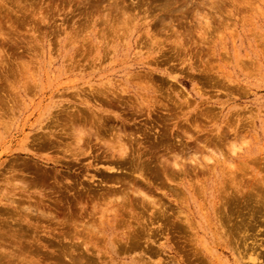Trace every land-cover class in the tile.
<instances>
[{
	"label": "rangeland",
	"instance_id": "obj_1",
	"mask_svg": "<svg viewBox=\"0 0 264 264\" xmlns=\"http://www.w3.org/2000/svg\"><path fill=\"white\" fill-rule=\"evenodd\" d=\"M0 155V264H264V0H0Z\"/></svg>",
	"mask_w": 264,
	"mask_h": 264
},
{
	"label": "bare ground",
	"instance_id": "obj_2",
	"mask_svg": "<svg viewBox=\"0 0 264 264\" xmlns=\"http://www.w3.org/2000/svg\"><path fill=\"white\" fill-rule=\"evenodd\" d=\"M202 1H204V0H202ZM198 14H199V13H198ZM199 15H200V14H199ZM206 19L208 20V18H206ZM209 20H210V19H209ZM207 23H208V22H207ZM176 31H177V29H176ZM77 113H78V112H77ZM70 114H71V113H70ZM75 114H76V113H75ZM87 114H88V112H87ZM72 115H74V114H72ZM79 115H80V113H79ZM167 115H168V114H167ZM66 116H67V115H66ZM74 116H75V115H74ZM77 116H78V115H77ZM90 116H91V115H90ZM98 116H99V115H98ZM83 117H84V116H83ZM158 117H159V116H158ZM75 118H76V117H75ZM170 118H171V115H170ZM66 119H67V118H66ZM90 119H91V118H90ZM149 119H150V118H149ZM67 120H68V119H67ZM156 120H157V119H156ZM64 121H66V120H64ZM76 121H77V120H76ZM78 121H80V120H78ZM154 121H155V120H154ZM159 121H160V120L158 119V122H159ZM165 121H166V119H165ZM180 121H181V120H180ZM163 122H164V121H163ZM59 123H60V122H59ZM59 123H57V125H59ZM65 123H66V122H65ZM77 123H78V122H77ZM77 123H76V124H77ZM83 123H84V122H83ZM161 123H162V122H161ZM165 123H166V122H165ZM70 124H71V123H70ZM70 124H69V125H70ZM76 124H74V125H76ZM177 124H178V123H177ZM60 125H61V123H60ZM69 125H68V126H69ZM74 125H72V127H71L72 129H73ZM79 125H80V124H77L76 126H77L78 128H80ZM185 125H186V124H185ZM55 126H56V125H55ZM82 126H83V124H82ZM99 126H100V125H99ZM179 126H180V128L182 127L181 125H179ZM188 126H189V125H188ZM188 126H187V127H188ZM24 127H25V126H24ZM104 127H105V126H104ZM139 127H140V126H139ZM161 127H162V125H161ZM65 128H66V127H65ZM65 128H64V129H65ZM81 128H82V127H81ZM81 128H80V129H81ZM85 128H86V127H85ZM122 128H123V127H122ZM184 128H185V127H184ZM9 129H10V127H9ZM23 129H24V128H23ZM61 129H62V128H61ZM82 129H84V128H82ZM86 129H88V128H86ZM86 129H85V131H87ZM105 129H107V128H105ZM126 129H127V128H126ZM151 129H152V128H151ZM185 129H186V128H185ZM194 129H195V128H194ZM67 130H69V129H67ZM89 130H90V129H89ZM120 130H121V128H120ZM122 130H123V129H122ZM137 130H138V129H137ZM179 130H180V129H179ZM92 131H93V130H91V132H92ZM153 131H154V130H153ZM180 131H181V130H180ZM180 131H179V132H180ZM57 132H58V130H57ZM73 132H75V131L73 130ZM78 132H79V131H78ZM80 132H82V130H80ZM133 132H136V131H133ZM177 132H178V131H177ZM182 132H183V131H182ZM58 133H59V132H58ZM60 133H61V132H60ZM62 133H63V132H62ZM99 133H100V132H99ZM121 133H122V131H121ZM123 133H124V132H123ZM129 133H130V132H129ZM129 133H128V134H129ZM136 133H137V132H136ZM136 133H132V134H136ZM153 133H154V132H153ZM189 133H190V132H189ZM189 133H188V134H189ZM53 134H54V133H53ZM55 134L57 135V133H55ZM75 134H77V131H76ZM75 134L73 135V137L78 136L80 133H78V135H75ZM140 134H142V132H140ZM17 135H18V134H17ZM21 135H22V134H21ZM126 135H127V134H126ZM137 135H138V134H137ZM147 135H148V134H147ZM157 135H158V134H157ZM184 135H185V134H184ZM190 135H191V134H190ZM27 136H28V135H27ZM27 136H26V137H27ZM47 136H48V135H47ZM58 136H59V135H58ZM60 136H61V135H60ZM60 136H59V137H60ZM97 136H99V135H97ZM101 136H102V135H101ZM114 136H115V135H114ZM132 136H133V135H132ZM132 136L129 137V138L131 139ZM138 136H139V135H138ZM152 136H154V135H152ZM94 137L96 138V135H95V134H94ZM94 137H93V139H95ZM103 137H104V134H103ZM103 137H102V138H103ZM115 137H116V136H115ZM124 137H125V136L122 134V138H121V137H118V136H117V138H115V139H117V140H118V138L122 140V143L119 144V145H122V146H121V147H122V155H121L122 157L128 155V150H129V148L131 147L130 144H129V142H128V140L124 141ZM133 137H134V136H133ZM161 137H163V136H161ZM164 137H165V136H164ZM164 137H163V138H164ZM186 137H187V135H186ZM15 138H16V137H15ZM61 138H64V136H62ZM65 138H66V137H65ZM77 138H78V137H77ZM126 138L128 139V137H126ZM126 138H125V139H126ZM145 138H148V137H145ZM169 138H170V135H169ZM19 139H20V138H19ZM19 139H18V140H19ZM52 139H54V138H52ZM68 139H69V138H68ZM79 139H80V138H79ZM90 139H91V137H90ZM105 139H106V138H105ZM167 139H168V138H167ZM13 140H14V139H13ZM20 140H21V139H20ZM24 140H25V139H24ZM50 140H51V139H50ZM55 140H56V139H55ZM80 140H83V138L80 139ZM133 140H134V138H133ZM135 140H139V139H136V138H135ZM163 140H166V137H165V139H163ZM47 141H48V140H47ZM71 141H74V140H71ZM75 141H76V140H75ZM84 141L86 142V139H84ZM90 141H91V140H89V142H90ZM101 141H105L104 138H103V140H101ZM106 141H108V140L106 139ZM110 141H111V142H112V141L115 142V140H113V138H112V140H110ZM157 141H158V139H157ZM160 141H162V139H161ZM58 142H60V141H58ZM81 142H82V141H81ZM81 142H79V143H81ZM117 142H118V141H117ZM119 142H120V141H119ZM119 142H118V143H119ZM133 142H134V141H133ZM158 142H159V141H158ZM48 143H49V142H47V144H48ZM50 143H51V142H50ZM60 143H61V142H60ZM60 143H58V144H60ZM70 143H72V142H70ZM70 143H68V144H70ZM76 143H77V142H76ZM82 143H84V142H82ZM82 143H81L80 145H82ZM105 143H106V142H104L103 145H105ZM108 143H109V141H108ZM115 143H116V142H115ZM134 143H135V142H134ZM161 143H163V142H161ZM184 143H185V142H184ZM27 144H28V143H27ZM58 144H55V147H56ZM68 144H66V145H67V146H66L67 149H66L65 151H67V150L70 149V147H69ZM86 144H87V143H85V144H83V145H86ZM100 144H101V143H100ZM106 144H107V143H106ZM112 144H113V143H112ZM116 144H117V143H116ZM132 144H133V143H132ZM136 144H137V143H136ZM150 144H151V143H150ZM153 144H154V143H153ZM159 144H160V142H159ZM159 144H154V146H155V145H158V146H159ZM163 144H164V143H163ZM216 144H217V143H216ZM52 145H54L53 142H52ZM62 145H64V144H62ZM77 145L79 146V144H77ZM87 145H88V144H87ZM128 145H129V146H128ZM133 145H135V144H133ZM161 145H162V144H161ZM47 146H48V147H51V145H50V146L47 145ZM108 146H109V145H108ZM110 146H114V145H110ZM158 146H157L156 148H159V147H160V146H159V147H158ZM172 146H173V145H172ZM174 146H175V145H174ZM53 147H54V146H53ZM58 147H59V146H58ZM68 147H69V149H68ZM76 147H77V146H76ZM81 147H82V146H81ZM90 147H91V146H90ZM106 147H107V146H106ZM116 147H117V145H116ZM134 147L136 148L137 146H134ZM145 147H146V146H145ZM165 147H167V146L165 145ZM179 147L181 148V146H179ZM179 147H177V148L179 149ZM59 148H60V147H59ZM73 148H74V147H73ZM107 148H108V147H107ZM113 148H114V147H113ZM118 148H120V147H118ZM118 148H117V149H118ZM141 148H142V147H140V149H141ZM162 148H163V147H162ZM169 148H170V146H169ZM172 148H174V147H172ZM114 149H115V148H114ZM130 149H131V148H130ZM133 149H134V148H133ZM148 149H149V148H148ZM164 149L166 150V148H164ZM197 149H198V148H197ZM23 150H24V148H23ZM23 150H22V151H23ZM72 150H74V149H72ZM75 150H76V149H75ZM79 150H80V147H79ZM84 150H85V149H84ZM84 150H82V151H84ZM136 150H138V149H136ZM170 150H173V149H170ZM182 150H183V148H182ZM198 150H199V149H198ZM211 150H212V148H211ZM13 151H14V150H13ZM65 151H64V153H65ZM82 151H81V152H82ZM88 151H89V150H88ZM151 151H152V150H151ZM151 151H150V152H151ZM173 151H174V150H173ZM185 151H186V150H185ZM201 151H202V150H201ZM77 152H78V151H77ZM130 152H131V150H130ZM133 152H135V151H133ZM152 152H153V151H152ZM169 152H170V151H169ZM195 152H197V151H195ZM213 152H214V151H213ZM6 153H7V150H6ZM21 153H22V152H21ZM24 153H27V152H24ZM78 153H80V151H79ZM82 153H83V152H82ZM82 153H81V154H82ZM88 153H90V152H88ZM120 153H121V152H120ZM172 153H173V152H172ZM175 153H176V152H175ZM3 154H4V153H3ZM70 154H71V153H70ZM74 154H75V153H74ZM182 154H183V153H181V155H182ZM1 155H2V154H1ZM1 155H0V156H1ZM71 155H72V154H71ZM171 155H172V154H171ZM173 155H174V153H173ZM186 155H187V153H186ZM194 155H195V158H196V156H197L196 153H195ZM220 155H221V154H220ZM130 156H131V155H130ZM184 156H185V155H184ZM140 157H141V156H140ZM160 157H162V155H161ZM160 157L157 158V159H159L158 164H155V163L153 164L152 161H153L154 158L151 159L150 156H147V157H145V158H143V159H142V158L134 159L133 164H134L135 167H137L138 169L140 168L141 171H142L143 169L150 168V167H154V166H155V167H160V168L162 169V172H164V174H165V168H164V167H165V165H166L167 163H169V162H168L169 159L167 160V163H166V159H167V158H166V159H165V158H162V159H161ZM163 157H164V156H163ZM171 157H173V156H171ZM169 158H170V157H169ZM187 158H190V157H187ZM195 158L193 157V159H195ZM160 159H161V160H160ZM181 159H182V157H181ZM125 160H126V159H125ZM172 160H173V159H171L170 162H171ZM177 160H178V158H177ZM179 160H180V159H179ZM179 160H178V162H179ZM185 161H186L185 164H187V159H186ZM189 161H190V159H189ZM123 162H124V161H123ZM129 162H130V161H129ZM174 162H175V161H174ZM182 162H183V159H182ZM36 163H37V162H36ZM190 163H191V162H190ZM190 163L188 162V165H190ZM25 164H26V163H25ZM25 164H24V166H25ZM37 164H38V163H37ZM37 164H36V165H37ZM152 164H153L154 166H153ZM169 164H171V163H169ZM169 164H168V165H169ZM176 164H177V163H176ZM29 165L32 166V164H29ZM172 165L174 166L175 164H172ZM172 165H171V167H173ZM192 165H193V164H191V166H192ZM197 165H199V164H197ZM33 166H34V165H33ZM124 166H125V164H124ZM126 167H128V165H127ZM189 167H190V166H189ZM194 167H195V166H194ZM197 167H198V166H197ZM118 168H119V167H118ZM128 168H130V165H129ZM133 168H134V167H133ZM186 168L188 169V167L185 166V169H186ZM237 168L240 169L241 167H240V168L237 167ZM26 169H27V168H26ZM28 169H29V168H28ZM32 169H34V168L32 167ZM55 169H56V168H55ZM167 169H168V168H167ZM171 169H172V168H171ZM171 169H169V170H171ZM29 170H30V169H29ZM35 170H36V171H35V173H36V172H38V170H40V169L38 168V170H37V169H35ZM122 170L124 171V168H123ZM130 170H132V169H130ZM149 170L152 171L151 168H150ZM172 170L174 171V169H172ZM176 170H178V169H176ZM176 170H175V172H176ZM242 170H244V169L241 168V171H242ZM48 171H49V169H48ZM48 171H47V172H48ZM143 171H145V170H143ZM151 171H149V172H148V171H145V172L150 173ZM166 171H167V170H166ZM41 172H42V171H41ZM49 172H50V171H49ZM145 172H144V173H145ZM175 172H174V175H175ZM179 172L182 173L183 171H182V170H181V171L179 170ZM42 173H43V172H42ZM123 173H124V172H123ZM130 173H132V172H130ZM148 173H147V174H148ZM151 173H152V172H151ZM151 173H150V176L152 177ZM153 173H154V172H153ZM153 173H152V174H153ZM176 173L178 174V172H176ZM183 173H184V172H183ZM33 174H34V173H33ZM36 174H37V173H36ZM40 174H41V173H40ZM50 174H51V173H50ZM126 174H128V173H126ZM228 174H229V173H228ZM37 175H38V174H37ZM37 175H36V176H37ZM56 175H57V174H56ZM130 175H131V174H130ZM132 175H133V173H132ZM169 175H170V174H169ZM179 175H180V174H179ZM182 175H183V174H182ZM38 176H39V175H38ZM50 176H51V175H50ZM124 176L126 177V175H124ZM170 176H171V175H170ZM175 176H176V175H175ZM236 176H237V175H236ZM240 176H241V175H240ZM251 176H252V175H251ZM30 177H31V176H30ZM32 177H34V176H32ZM40 177H41V176H40ZM127 177H128V176H127ZM132 177H133V176H132ZM135 177H136V176H135ZM140 177H142V173L140 174ZM146 177H147V176H146ZM148 177H149V175H148ZM252 177H253V176H252ZM36 178H37V177H36ZM49 178H50V177H49ZM154 178H155V177H154ZM234 178H235V176H234ZM237 178H238V180L240 179L239 177H237ZM249 178H250V177H249ZM249 178H248V179H249ZM42 179H43V178H42ZM51 179H52V178H51ZM60 179H61V178H60ZM150 179H151V178H150ZM224 179H227V178H224ZM232 179H233V178H232ZM26 180H27V179H26ZM26 180H25V181H26ZM37 180H38V178H37ZM142 180H145V179H142ZM152 180H153V178H152ZM240 180H241V179H240ZM240 180H239V181H240ZM254 180H255V178H254ZM256 180H257V179H256ZM42 181H43V180H42ZM52 181H53V180H52ZM60 181H61V180H60ZM102 181H103V180H102ZM164 181H165V180H164ZM239 181H238V182H239ZM250 181H251V180H250ZM258 181H259V180H258ZM30 182H31V181H30ZM30 182H29V184H30ZM32 182H33V181H32ZM32 182H31V184H33ZM58 182H59V181H58ZM128 182H129V181H128ZM130 182H131V181H130ZM165 182H166V181H165ZM227 182L229 183L228 180H227ZM236 182H237V181H236ZM247 182H248V180H247ZM252 182H253V181H252ZM36 183H37V182H36ZM39 183H42V182L40 181ZM39 183H38V184H39ZM101 183H103V182H101ZM134 183L137 185V182H134ZM153 183L155 184V181H154ZM224 183H225V182H224ZM240 183H241V182H240ZM257 183H258V182H257ZM257 183H256V185H257ZM51 184H52V183H51ZM138 184H140L139 181H138ZM165 184H166V183H165ZM225 184H227V183H225ZM111 185H112V184H111ZM116 185H117V184H116ZM116 185H115V186H116ZM131 185H132V184H130L129 186L131 187ZM141 185H142V187L145 186V185H143V184H141ZM254 185H255V184H254ZM109 186H110V184H109ZM123 186H125V185H123ZM127 186H128V185H127ZM137 186H138V185H137ZM139 186H140V185H139ZM245 186H246V184H245ZM258 186H259V185H258ZM258 186H257L256 189H258ZM62 187H63V186H62ZM104 187H105V186H104ZM117 187H121V185H120V186L118 185ZM228 187H229V185H228ZM253 187H256V186H253ZM260 187H261V186H260ZM110 188H111V187H110ZM121 188L125 189L126 187H121ZM121 188H120V189H121ZM133 188H134V187H133ZM146 188H147V187H146ZM174 188H175V187H174ZM174 188H172V189H174ZM226 188H227V187H226ZM53 189H54V187H53ZM56 189H59V188H56ZM106 189H107V188H106ZM112 189H113V188H112ZM114 189H115V188H114ZM123 189H121V190H122L121 193H123V195H124L125 197H127V198H125L126 200H128L129 197L131 198V197L135 196V194H134L133 196H129V194L127 193V191L124 192ZM129 189H130V188H129ZM139 189H140V188H139ZM139 189H138V190H139ZM175 189H176V188H175ZM232 189H233V188H232ZM260 189H261V188H260ZM116 190H117V188H116ZM144 190H145V188H144ZM144 190H143V191H144ZM59 191H60V190H59ZM141 191H142V190H141ZM153 191H154V190H152V192H153ZM233 191H234V190H233ZM258 191H259V190H258ZM85 192H87V191H85ZM108 192H109V191H108ZM132 192H133V191H132ZM184 192H185V191H184ZM231 192H232V191H231ZM253 192H254V191H253ZM118 193H119V192H118ZM150 193H151V192H150ZM164 193H165V192H164ZM181 193H182V192H181ZM256 193H257V192H256ZM99 194H100V193H99ZM110 194H111V193H110ZM114 194H115V193H114ZM119 194H120V193H119ZM136 194H137V193H136ZM177 194H179V193H177ZM184 194H185V193H184ZM230 194H231V193H230ZM234 194H235V193H234ZM131 195H132V194H131ZM153 195H154V194H153ZM236 195H237V194H236ZM246 195H247V194H246ZM249 195H250V194H249ZM249 195H248V196H249ZM136 196H138V195H136ZM155 196H156V195H154V197L151 198V196L148 195L147 193H146V194H143V198H144V199L149 200V201H152V202H155V200H152V199L155 198ZM164 196H165V195H164ZM248 196H247V198H248ZM250 196H252V195H250ZM254 196H256V194H255ZM35 197H36V196H35ZM99 197H101V194H100ZM104 197H107V195L104 196ZM122 197H123V196H122ZM138 197H139V196H138ZM140 197H141V196H140ZM261 197H262V196H261ZM136 198H137V197H136ZM136 198H135V199H136ZM156 198H157V197H156ZM230 198H231V197H230ZM234 198H235V197H234ZM252 198H253V197H252ZM133 199H134V198H133ZM135 199H134V200H135ZM137 199H139V198H137ZM144 199H143V200H144ZM232 199H233V197H232ZM245 199H246V198H245ZM245 199H244V200H245ZM249 200H250V199H249ZM253 200H254V198H253ZM253 200H252V201H253ZM255 200H256V198H255ZM255 200H254V201H255ZM122 201H123V198H122ZM233 201H234V199H233ZM239 201H240V200H239ZM239 201H237V203H238ZM245 201H246V200H245ZM262 201H263V199H262ZM133 202H134V201H133ZM140 202H141V200H140ZM140 202H139V203H140ZM142 202L145 203V200L142 201ZM164 202H165V201H164ZM241 202H242V200H241ZM247 202H248V201H247ZM260 202H261V201H260ZM33 203H34V202H33ZM130 203H131V202H130ZM155 203H157V202H155ZM158 203H159V201H158ZM158 203H157L156 205L158 206V209H159V205H158ZM161 203H163V202H161ZM232 203H236V200H235V202H232ZM261 203H262V202H261ZM147 204H148V203H147ZM149 204H150V203H149ZM159 204H160V203H159ZM223 204H224V203L222 202V205H223ZM239 204H240V203H239ZM242 204H243V203H242ZM31 205H33V204H31ZM145 205H146V204H145ZM162 205L164 206V205H166V203H164V204H162ZM176 205H177V204H176ZM237 205H238V204H237ZM251 205H252V204H251ZM253 205H254V203H253ZM253 205L251 206V209H252ZM260 205H262V204H260ZM148 206H149V205H148ZM148 206H146V207L148 208ZM153 206H155V205L153 204ZM163 206H161V207H163ZM166 206H167V205H166ZM218 206H220V205H218ZM227 206H228V205H227ZM229 206H230V205H229ZM231 206H233V205H231ZM235 206H236V205H235ZM245 206H248V205H245ZM257 206H258V205H257ZM263 206H264V205H263ZM140 207H141V206H140ZM149 207H150V206H149ZM169 207H170V205H169ZM213 207H214V206H213ZM213 207H212V208H213ZM237 207H238V206H237ZM154 208H155V207H154ZM233 208H234V207H233ZM239 208H240V207H239ZM30 209H31V208H30ZM143 209H144V208H143ZM148 209H149V208H148ZM164 209H165V208H164ZM178 209H179L180 212L182 211V209H180V208H177L176 210L178 211ZM234 209H235V208H234ZM237 209H238V208H237ZM245 209H246V208H245ZM258 209H260V208H258ZM20 210H21V209H20ZM156 210H157V208H155V211H156ZM159 210H160V209H159ZM241 210H242V208H241ZM249 210H250V208H249ZM263 210H264V209H263ZM22 211H23V210H22ZM30 211H31V210H30ZM32 211H33V209H32ZM34 211H35V210H34ZM45 211H47V210H45ZM143 211H144V210H143ZM179 211H178V212H179ZM245 211H246V210H245ZM256 211H257V210H256ZM35 212H36V211H35ZM35 212H34V213H35ZM42 212L45 213L44 211H42ZM153 212H154V211H153ZM159 212H160V211H159ZM167 212H169V210H168ZM180 212H179V213H180ZM238 212H239V211H238ZM259 212H261V211H259ZM38 213H41V212L39 211ZM161 213H162V212H161ZM181 213H182V212H181ZM185 213H186V212H185ZM216 213H217V212H216ZM171 214H172V213H171ZM182 214H183V213H182ZM221 214H222V213H221ZM224 214H225V212H223V215H224ZM253 214H254V212L252 213V215H253ZM37 215H38V214H37ZM41 215H43V214L41 213ZM137 215H138V214H137ZM158 215H159V213H158ZM176 215H178V214L176 213ZM179 215H180V214H179ZM186 215H187V214H186ZM223 215H222V216H223ZM241 215H242V213H241ZM243 215H245V212L243 213ZM43 216H44V215H43ZM125 216H127V215H125ZM156 216H157V215H156ZM160 216H161V215H160ZM222 216H219V217H222ZM234 216H235V214H234ZM236 216H237V215H236ZM238 216H239V215H238ZM263 216H264V215H263ZM178 217H179V216H178ZM181 217H182V216H181ZM203 217H204V216H203ZM223 217H224V216H223ZM223 217H222V218H223ZM243 217H245V216H243ZM253 217H254V216H253ZM255 217H256V216H255ZM255 217H254V218H255ZM152 218H153V217H152ZM192 218H193V217H192ZM237 218H238V217H236V219H237ZM241 218H242V217H241ZM245 218H246V217H245ZM249 218H250V216H249ZM249 218H247V219L249 220ZM165 219H166V218H165ZM180 219H181V218H180ZM180 219H179V220H180ZM184 219H185V217H184ZM223 219H224V218H223ZM256 219H257V218H256ZM152 220H153V219H152ZM155 220H156V219H155ZM220 220H221V219H220ZM225 220H226V217H225ZM227 220H228V219H227ZM243 220H244V219H243ZM251 220H252V219H251ZM251 220H250L249 222H251ZM262 220H264V219H262ZM74 221H75V220H73L71 223L75 224ZM148 221H149V220H148ZM223 221H224V220H223ZM238 221H239V220H238ZM257 221H258V220H257ZM141 222H142V220H141ZM160 222H161V221H160ZM235 222H236V221H234V224L237 223V222H236V223H235ZM241 222H242V221H241ZM245 222H246V221H245ZM261 222H264V221H261ZM132 223H133V222H132ZM142 223H143V222H142ZM152 223H153V222H152ZM156 223H157V222H156ZM161 223H162V222H161ZM175 223H176V222H175ZM242 223H243V222H242ZM242 223L240 224V223L238 222V224H240V225H242ZM73 224H72V225H73ZM134 224H136V222H135ZM136 225H137V224H136ZM180 225H181V224H180ZM193 225H194V224H193ZM231 225H232V222H231ZM243 225H244V224H243ZM248 225H249V224H248ZM73 226H74V225H73ZM137 226H138V225H137ZM146 226H147V225H146ZM176 226H177V225H176ZM176 226H174V227H176ZM191 226H192V225H191ZM221 226H222V225H221ZM229 226H230V225H229ZM237 226H238V225H237ZM150 227H151V226H150ZM165 227H166V225H165ZM232 227H233V226H232ZM238 227L240 228V231H242V230H241V227H240V226H238ZM238 227H237V228H238ZM247 227H248V226H247ZM250 227H251V226H250ZM250 227H249V228H250ZM105 228H106V227H105ZM180 228L182 229V227H180ZM190 228H191V227H190ZM225 228H226V227H225ZM239 228H238V229H239ZM242 228H244V227H242ZM155 229H158V228L156 227ZM165 229H166V228H165ZM173 229H174V228H173ZM176 229H177V228H176ZM229 229H230V228H229ZM234 229H236L235 226H234ZM142 230H143V229H142ZM151 230H152V229H151ZM161 230L163 231L164 229L162 228ZM189 230H190V229H189ZM236 230H237V229H236ZM236 230H235V231H236ZM246 230H247V229H246ZM143 231H144V230H143ZM159 231H160V230H159ZM191 231H192V230H191ZM235 231H234V232H235ZM163 232H165V230H164ZM234 232H233V233H234ZM130 233H131V232H130ZM153 233H154V231L152 232V234H153ZM155 233H158V232H155ZM160 233H161V232H160ZM165 233H166V232H165ZM185 233H186V232H185ZM231 233H232V232H231ZM239 233H240V232H239ZM142 234H143V233H142ZM152 234H151V235H152ZM234 234H235V233H234ZM237 234H238V233H237ZM237 234H236V236H237ZM244 234H245V233H244ZM229 235H230V234H229ZM245 235H246V234H245ZM245 235H244V238H242L243 240L245 239ZM251 235H252V234H251ZM157 236H158V235H157ZM159 236H160V235H159ZM192 236H193V235H192ZM225 236H226V235H225ZM246 236H249V235H246ZM183 237H184V236H183ZM249 237H250V236H249ZM252 237H253V236H252ZM130 238H131V237H130ZM130 238H129V239H130ZM236 238H237V237H236ZM238 238H239V236H238ZM140 239H141V238H140ZM246 239H247V238H246ZM246 239H245V241H246ZM251 239H252V238H250V240H251ZM133 240H134V239H133ZM190 240H191V239H190ZM248 240H249V239H248ZM129 241H131V240H129ZM137 241H138V240H137ZM240 241L242 242V240H240ZM240 241H239V242H240ZM197 242H198V241H197ZM233 242H234V240H233ZM248 242H249V241H248ZM253 242H254V241H253ZM253 242H252V244L255 243V242H254V243H253ZM130 243H131V242H130ZM137 243L141 244L140 241H138ZM137 243H136V244H137ZM183 243H184V242H183ZM231 243H232V242H231ZM250 243H251V242H250ZM250 243H249V245L247 246V248H248L249 246H252V247L254 248L255 246L250 245ZM132 244H134V243H132ZM136 244H135V245H136ZM143 244H144V241H143V243H142V246H143ZM245 244H246V242H245ZM245 244H244V245H245ZM135 245H134V247H135ZM137 245H138V244H137ZM179 245H181V244L179 243ZM189 245H191V244H189ZM193 245H194V244H193ZM232 245H233V244H232ZM239 245H240V244H239ZM241 245H243V244L241 243ZM123 246H124V245H123ZM185 246H186V245H185ZM217 246H218V245H217ZM233 246H234V245H233ZM124 247H125V246H124ZM131 247H132V246H131ZM131 247H130V249H131ZM134 247H132V248H134ZM143 247L145 248V246H143ZM146 247H147V246H146ZM150 247H153V246H150ZM163 247H164V246H163ZM234 247H235V246H234ZM125 248H126V247H125ZM127 248H129V247H127ZM136 248H137V247H135V249H136ZM140 248H141V246H140ZM154 248H155V246H154ZM190 248H191V247H190ZM250 248H251V247H250ZM155 249H157V248H155ZM163 249H164V248H163ZM195 249H197V248H195ZM245 249H246V248L244 247V250H245ZM127 250H128V249H127ZM152 250H153V248L151 249V251H152ZM155 252H156V251H155ZM187 252H188V251H187ZM237 252H238V251H237ZM148 253H149V250H148ZM186 254H188V253H186ZM190 255H191V254H190ZM194 255H195V254H194ZM199 256H200V255H199ZM201 256H202V255H201ZM187 258H189V257H187ZM201 258H202V257H201ZM202 259H203V258H202ZM202 259H201V260H202ZM196 260H197V259H196ZM187 261H188V259H187ZM191 261H192V260H191ZM197 261H198V260H197ZM189 262H190V261H189ZM204 262H205V260H204ZM205 263H206V262H205Z\"/></svg>",
	"mask_w": 264,
	"mask_h": 264
}]
</instances>
